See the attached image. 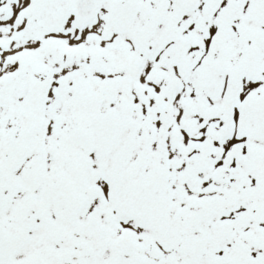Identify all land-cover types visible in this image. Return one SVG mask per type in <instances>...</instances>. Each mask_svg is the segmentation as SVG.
Listing matches in <instances>:
<instances>
[{"label":"snow or ice","instance_id":"1","mask_svg":"<svg viewBox=\"0 0 264 264\" xmlns=\"http://www.w3.org/2000/svg\"><path fill=\"white\" fill-rule=\"evenodd\" d=\"M0 264H264V0H0Z\"/></svg>","mask_w":264,"mask_h":264}]
</instances>
